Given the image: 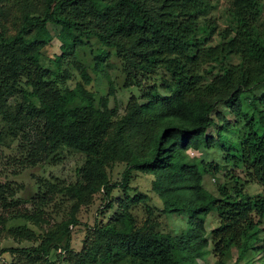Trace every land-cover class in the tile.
I'll return each mask as SVG.
<instances>
[{
  "label": "trees",
  "instance_id": "obj_1",
  "mask_svg": "<svg viewBox=\"0 0 264 264\" xmlns=\"http://www.w3.org/2000/svg\"><path fill=\"white\" fill-rule=\"evenodd\" d=\"M43 1L42 18L25 15L15 36L0 35L2 120L18 127L28 116L33 118L26 121V131L22 126L18 129L21 142L17 152L22 156L19 166L23 169L46 161L56 163L61 149L84 153L87 159L78 171L81 184L65 189L50 186L29 195L26 202L38 213L20 207L23 202L14 200L12 185L0 183V224L19 219L38 221L39 208L57 192L68 194L74 201L72 210L90 192L103 189L107 195L111 187L100 166L107 161L125 160V152L120 157L115 155L118 141L127 140L132 147H140L137 140L141 139L139 152L132 154L122 175V190L127 191L129 171L155 176L158 197L163 199L162 212L186 215L191 237L184 245L169 236L141 232L135 226L131 206L147 197L125 195L103 233L111 237L112 251L106 252V264H195L206 254L201 230L203 218L212 212L218 222L209 233V245L218 256L214 264H223L219 259L230 250L237 252V261L247 251L258 253V264H264V0H231L225 10L227 25L221 29L207 17L213 8L210 0ZM77 20L80 25L97 24L99 32L91 29L89 34L106 46L125 49L128 65L136 73H165L167 94H159L150 86L140 96L143 104H127L125 114L111 121L113 112L106 108L105 101L95 108L81 86L62 92L50 89L41 79L49 73L39 67L38 52L32 48L48 42L46 24L59 26L69 34L72 29L79 30ZM32 26L35 32L26 40L24 36ZM21 57L40 74L29 79L31 92L26 94L38 104H28L25 113L19 110L11 117L4 112L23 70ZM99 58L94 59L99 63ZM233 59L236 63H231ZM256 88L260 91L254 94ZM217 104L230 110L241 126L230 131L235 141L217 135L221 168L200 163V173L186 152L215 145L206 132L214 126L212 113ZM223 169L226 173L221 177H227L231 187L216 185V195L201 188L202 174H217ZM235 170L243 172L244 181L234 175ZM244 184H255L263 192L247 195L242 190ZM68 223L73 225L75 221L69 219ZM12 235L22 236L14 230ZM49 243V239L43 240L44 254L50 249ZM60 249L66 251L67 245ZM2 252L14 257L19 250Z\"/></svg>",
  "mask_w": 264,
  "mask_h": 264
},
{
  "label": "rangeland",
  "instance_id": "obj_2",
  "mask_svg": "<svg viewBox=\"0 0 264 264\" xmlns=\"http://www.w3.org/2000/svg\"><path fill=\"white\" fill-rule=\"evenodd\" d=\"M230 1L210 0L213 8L207 17L220 29L227 25L225 10ZM146 4L150 5L149 2ZM43 11V0H0V35L5 38L15 36L23 24L25 15L42 18ZM77 22L79 30L72 29L69 34L61 30L59 26L46 24L45 28L50 37L48 42L41 47L32 48L38 52L39 67L49 73L46 78L41 79L48 83L50 89L62 92L66 89L73 90L77 85L81 86L92 99L95 108L100 107L101 102L105 101L106 108L113 112L111 121H117L125 114L127 104L134 102L137 105L143 104L144 101L140 99V96L150 86H154L159 94H167L168 91L164 87L168 76L165 73L162 71L154 74L136 73L128 65L125 49L108 47L95 35L89 34L91 29H94L95 33L99 32L96 30L97 24L80 25L82 23L79 20ZM261 24L264 28V10ZM34 32L35 27L32 26L24 38L29 40ZM98 55L102 57L99 58L102 59L99 63L94 59ZM20 62L23 70L16 80V92L7 98L4 112L11 117L19 110L25 113L28 104L35 107L38 104L34 98H28L26 94L31 92L29 79L38 77L40 74L27 63L25 57H21ZM231 63H236V60H231ZM27 75L30 77L26 78ZM259 91L260 89L256 88L253 93L257 94ZM2 115L0 112V183L12 185L16 191L14 200L23 202L20 207L31 213L34 210L32 211L30 204L26 202L30 194L44 192L50 186L65 189L68 186L81 184L78 171L85 164L87 155L71 149H61L57 153L56 163L46 161L33 168H21L19 162L22 156L17 152L21 142V133L18 129L22 126L21 129L26 131L24 127L26 121L33 118L28 116L23 124L15 127L3 121ZM212 117L214 126L207 130L206 135L211 137L215 145L209 149L186 152L187 159L196 164L200 173V163H210L221 168L222 152L216 144L217 135L220 133L226 140L235 141L236 138L230 131H236L241 126V121L221 104L214 107ZM140 140L137 141L141 147ZM140 147L135 145L132 147L127 140L118 141L115 155L120 157L121 153L125 152V160L107 161L100 166L107 185L111 187L107 195H104L103 189L90 192L76 206V209L72 210L74 201L68 194L57 192L51 196V201L47 205L39 208L41 213H39L38 221L19 219L0 224V264H106L104 260L106 252L108 249L112 251L111 237L103 233L112 223L111 219L120 209L125 195L129 198L138 194L147 197L146 201L131 206L136 228L143 233L169 236L176 243L185 245L186 239L191 237L190 221L184 214L162 212L163 199L158 197L155 176L129 171L125 184L127 191L122 190L124 185L122 175L129 167L128 160L133 153L139 152ZM224 173L226 171L223 169L217 174L211 172L202 174L201 188L216 195V185L224 184L231 187L232 182L227 177H221ZM234 175L244 181L242 171L235 170ZM242 190L243 193L253 196L263 192V189L255 184H244ZM146 207L150 209L149 212ZM69 219H74L75 224H69ZM217 223L213 212L203 218L201 238H205L206 244L203 251L206 254L203 259H196L195 264H214L217 261L218 256L213 254L212 247L209 245V233L217 226ZM261 228H263L264 237V225ZM13 230L22 236L14 237ZM46 239H49L50 249L44 254L45 246L42 243ZM65 245L67 249L62 252L60 248ZM53 246L58 249H54ZM9 248L18 249L19 252L14 257L8 252L3 254L2 251ZM237 256L235 250H230L228 253L224 252L219 260L223 264L261 263L260 254L255 252L250 254L247 251L243 259L239 261Z\"/></svg>",
  "mask_w": 264,
  "mask_h": 264
}]
</instances>
